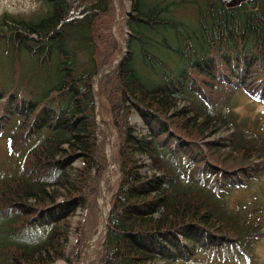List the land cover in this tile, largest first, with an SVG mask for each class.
Here are the masks:
<instances>
[{"label":"trees","instance_id":"trees-1","mask_svg":"<svg viewBox=\"0 0 264 264\" xmlns=\"http://www.w3.org/2000/svg\"><path fill=\"white\" fill-rule=\"evenodd\" d=\"M129 3L114 26L117 0L0 15V131L19 158L0 178V264L80 260L105 175L100 125L117 178L92 264H249L264 237V202L228 198L264 174V119L234 111L239 97L264 106V4ZM112 27L123 57L96 81V108L92 80L122 51Z\"/></svg>","mask_w":264,"mask_h":264},{"label":"rangeland","instance_id":"rangeland-1","mask_svg":"<svg viewBox=\"0 0 264 264\" xmlns=\"http://www.w3.org/2000/svg\"><path fill=\"white\" fill-rule=\"evenodd\" d=\"M117 2L121 5V8H122V13L118 16L117 21H115L118 24V22L121 21L120 20L121 17H123V15H125L128 12L129 7H130V3H129V0H117ZM33 5L36 6L35 0H9V4L5 6L3 13L9 14L7 9L9 7H11L14 9V12L12 14H9L11 16L28 15L31 12H34L36 10V7L33 8ZM111 32H112V35L115 38V40L120 43V46H121V44L123 46V42H122L121 38L118 39L116 37V34H115L113 27L111 29ZM122 36L126 37L125 36V29H124V34ZM123 49H124V47L121 48V50H122L121 53H123V51H124ZM115 66H116V64H115ZM104 68L105 67H103L100 70V73H98V75H97L98 79L102 76L101 72ZM97 77H95V79ZM94 80H93V87H95ZM239 98L240 99L237 101V104L235 106L234 111L240 117L247 116L249 118H253L255 115L259 114L264 119V106H260V105H256V104L252 105L246 99H243L241 97H239ZM97 106H98V98H97L96 108H97ZM95 113H96V110H95ZM97 119L98 118H97V113H96V120ZM132 122H138V121L136 119H132ZM99 125H100V123H99ZM100 127L104 128V126H101V125H100ZM104 129L106 132V133L104 132L106 135L105 141L107 143V144H105L106 168H105V175L98 185L99 192H98V197L96 198V206L98 209L97 226H96L91 238L84 245L81 258L77 262V264H92L98 258V255H99L100 250H101V243L103 241V237L105 234L106 219L104 221V232L101 233L100 234L101 236H99L94 241L92 246L89 247L88 253H86L87 245L91 242V240L96 235L99 224L102 223V215H101L102 211H104L108 214L110 189L112 188V186H113V184L117 178L116 173H115V169H116L115 165H114L115 162L113 159L114 147L112 146V143L114 141V136H113L111 129H107L106 127ZM109 136L112 137V142L109 144L110 146L108 147ZM222 136H223V134L218 135V137H222ZM110 161L113 162V168L111 170V181H110L111 184L109 185L108 190L106 191V195H105L104 200H100L99 197H100L101 184L107 178V170H108V166H109ZM18 166H19V158L12 156L8 153V151L6 149L5 132L0 131V178H5L7 176H11V175L16 174V172L18 171ZM251 195H256L261 201L264 202V174L259 176L258 180H255L254 182H252L247 190H238L235 193L231 194L230 197L228 196V198L230 199V204H233V202H235V200H248L249 201L251 199ZM99 200H100V204H99ZM79 213L80 212L77 210L75 213V216L72 218L73 221H75L77 219V216L79 215ZM250 256H251V261L249 264H264V237H262L258 242H256L252 246ZM196 259H197V260H195L196 263H192V264H236V263L246 264V261L244 258H239V261H237V262L234 260H231L233 263H231V262L226 263V262H222L220 259H218L216 257H213L211 259H204L203 255L199 254L196 256ZM203 260H205V261H203ZM56 264H63V263L58 261Z\"/></svg>","mask_w":264,"mask_h":264},{"label":"bare ground","instance_id":"bare-ground-1","mask_svg":"<svg viewBox=\"0 0 264 264\" xmlns=\"http://www.w3.org/2000/svg\"><path fill=\"white\" fill-rule=\"evenodd\" d=\"M111 67H115V64L113 63L111 66H109V67H105L103 70H102V72H101V74H103V73H105V72H109V71H111L110 70V68ZM98 80V77L94 80V85H95V83H96V81ZM112 142V137H110L109 136V138H108V147L110 146L109 144ZM115 165V164H114ZM112 168H113V162L112 161H110L109 162V166H108V170H107V178H106V180L101 184V190H100V200H104V198H105V195H106V191L108 190V187H109V185L111 184L110 183V181H111V170H112ZM100 200H99V204H100ZM107 213L106 212H104V211H102V213H101V215H102V223H100L99 224V226H98V229H97V233H96V235L94 236V238L91 240V242L87 245V250H86V253H88V249H89V247L90 246H92V244L94 243V241L99 237V236H101L100 234L101 233H103L104 232V221H105V219H106V217H107V215H106ZM106 215V216H105ZM92 248V247H91ZM93 251V250H92Z\"/></svg>","mask_w":264,"mask_h":264},{"label":"water","instance_id":"water-1","mask_svg":"<svg viewBox=\"0 0 264 264\" xmlns=\"http://www.w3.org/2000/svg\"><path fill=\"white\" fill-rule=\"evenodd\" d=\"M242 1H247V0H218V2L223 5L224 7L228 8V7H231L233 5H235L236 3H239V2H242ZM261 1L263 4H264V0H259ZM125 18V15H123V17H121L120 20H123ZM117 22H114L113 26L116 25ZM121 48H123V46L121 45L120 46ZM123 57V53H121L115 60H114V64H117L118 61L121 60V58ZM113 67L110 68V70L112 69ZM100 73V71L98 72ZM107 72L103 73L102 75L106 74ZM101 76V75H100ZM93 94H94V97H95V101H96V105H97V94H96V89L93 90ZM102 130L105 132V129L103 127H101ZM106 133V132H105ZM106 143V142H105ZM107 144V143H106Z\"/></svg>","mask_w":264,"mask_h":264},{"label":"clouds","instance_id":"clouds-1","mask_svg":"<svg viewBox=\"0 0 264 264\" xmlns=\"http://www.w3.org/2000/svg\"><path fill=\"white\" fill-rule=\"evenodd\" d=\"M9 4V0H0V14H3L4 8L6 5ZM36 6L33 5V8H35ZM9 14H12L14 12V9L9 7L8 9Z\"/></svg>","mask_w":264,"mask_h":264}]
</instances>
